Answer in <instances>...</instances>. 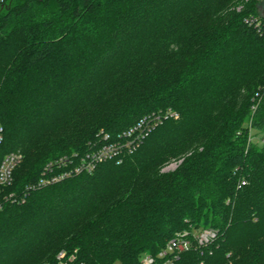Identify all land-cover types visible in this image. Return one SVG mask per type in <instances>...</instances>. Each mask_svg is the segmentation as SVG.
<instances>
[{"label":"trees","instance_id":"trees-1","mask_svg":"<svg viewBox=\"0 0 264 264\" xmlns=\"http://www.w3.org/2000/svg\"><path fill=\"white\" fill-rule=\"evenodd\" d=\"M260 0H8L0 123L12 189L148 115L123 161L101 162L0 212V264H141L183 230L215 228L174 264H264V13ZM238 7L240 9H238ZM258 16L262 29L250 25ZM249 121L261 134L249 139ZM182 159L174 170L165 164ZM245 178L247 184L238 187Z\"/></svg>","mask_w":264,"mask_h":264},{"label":"built area","instance_id":"built-area-1","mask_svg":"<svg viewBox=\"0 0 264 264\" xmlns=\"http://www.w3.org/2000/svg\"><path fill=\"white\" fill-rule=\"evenodd\" d=\"M8 0H0V8L5 7ZM250 25H254L259 30L262 29V20L258 16L247 19ZM178 116L168 110L163 114L148 115L138 121L133 127L121 133L116 139H112L109 134H104L100 144L85 155L73 153L71 155H61L48 161L36 183L26 187L24 192L12 189L16 181V170L23 161V154L20 151H5V129L0 123V212L7 203L25 201L29 191L41 188L64 180L72 175L82 172H92L97 165L104 161H123L125 154L135 151L148 136V134L168 116ZM247 184V180L242 178L238 187ZM219 236V231L215 228H201L193 231L183 230L177 232L166 245L156 254L146 253L141 264H174L181 253L190 250L192 247H205L212 243ZM45 264H85L76 258L74 254L62 249L57 254L55 263Z\"/></svg>","mask_w":264,"mask_h":264},{"label":"rangeland","instance_id":"rangeland-1","mask_svg":"<svg viewBox=\"0 0 264 264\" xmlns=\"http://www.w3.org/2000/svg\"><path fill=\"white\" fill-rule=\"evenodd\" d=\"M238 9H240L238 7ZM259 10L260 12L264 13V0H260L259 1ZM249 128L251 129L248 136L249 139L252 141H260L261 139V134H259L258 130H256L255 128L252 127V123L249 121ZM182 159H173L170 162H168L167 164L164 165L163 167V171H168V170H174L178 167V165L180 164Z\"/></svg>","mask_w":264,"mask_h":264}]
</instances>
